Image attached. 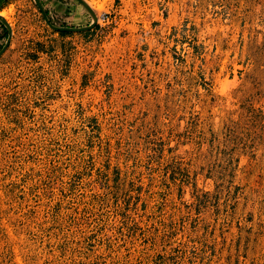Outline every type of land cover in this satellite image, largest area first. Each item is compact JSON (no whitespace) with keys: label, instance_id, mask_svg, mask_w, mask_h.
Here are the masks:
<instances>
[{"label":"rangeland","instance_id":"374dc122","mask_svg":"<svg viewBox=\"0 0 264 264\" xmlns=\"http://www.w3.org/2000/svg\"><path fill=\"white\" fill-rule=\"evenodd\" d=\"M86 1L0 0V264H264V0Z\"/></svg>","mask_w":264,"mask_h":264},{"label":"water","instance_id":"95a60500","mask_svg":"<svg viewBox=\"0 0 264 264\" xmlns=\"http://www.w3.org/2000/svg\"><path fill=\"white\" fill-rule=\"evenodd\" d=\"M38 9L40 10L46 24L49 26V28H51L52 30L56 31V32H60V33H83V32H89L94 28V25L97 22V18L94 14V12L90 9V7H88L86 5V3L83 0H77L84 8L85 10L90 14L91 18H92V23L87 26V27H83V28H68V27H57L55 25H53L46 12L43 9L42 3L40 0H34ZM0 23L4 26V28L7 30L8 32V38H7V42L4 45V47L2 48V50L0 51V57L3 55V53L5 52V50L7 49L9 42H10V38H11V30L9 25L6 23V21L0 17Z\"/></svg>","mask_w":264,"mask_h":264},{"label":"bare ground","instance_id":"6f19581e","mask_svg":"<svg viewBox=\"0 0 264 264\" xmlns=\"http://www.w3.org/2000/svg\"><path fill=\"white\" fill-rule=\"evenodd\" d=\"M85 3H86V5L89 7V6H91V3L90 2H88V1H86V0H83ZM92 2H94V1H92ZM93 6V5H92ZM94 8V7H93ZM0 17H2L3 19H8V14L6 13V12H2V13H0Z\"/></svg>","mask_w":264,"mask_h":264},{"label":"trees","instance_id":"16d2710c","mask_svg":"<svg viewBox=\"0 0 264 264\" xmlns=\"http://www.w3.org/2000/svg\"><path fill=\"white\" fill-rule=\"evenodd\" d=\"M62 35H66L67 33H61Z\"/></svg>","mask_w":264,"mask_h":264},{"label":"flooded vegetation","instance_id":"af4514ba","mask_svg":"<svg viewBox=\"0 0 264 264\" xmlns=\"http://www.w3.org/2000/svg\"><path fill=\"white\" fill-rule=\"evenodd\" d=\"M3 26V25H2ZM3 28H4V26H3ZM5 29V28H4ZM6 30V29H5Z\"/></svg>","mask_w":264,"mask_h":264}]
</instances>
